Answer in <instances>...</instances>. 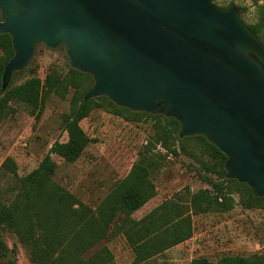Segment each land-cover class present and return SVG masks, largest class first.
<instances>
[{
  "label": "water",
  "instance_id": "water-1",
  "mask_svg": "<svg viewBox=\"0 0 264 264\" xmlns=\"http://www.w3.org/2000/svg\"><path fill=\"white\" fill-rule=\"evenodd\" d=\"M13 57L2 90L42 45L64 48L90 75L86 102L105 97L163 115L178 137L203 136L225 156L226 179L264 197V43L235 5L213 0H0Z\"/></svg>",
  "mask_w": 264,
  "mask_h": 264
},
{
  "label": "trees",
  "instance_id": "trees-1",
  "mask_svg": "<svg viewBox=\"0 0 264 264\" xmlns=\"http://www.w3.org/2000/svg\"><path fill=\"white\" fill-rule=\"evenodd\" d=\"M246 25L264 43V4L258 7L255 21ZM13 55L11 37L0 34V121L12 110L9 107L12 101L28 107L29 114L37 121L44 100L50 94L65 98L72 90V96L69 112L61 118L62 129L67 134L65 142H54L38 166L23 177H17L16 168L9 158L3 163L17 178L18 191L9 204L0 201V259L8 258L9 264H14L12 250L3 239V233L8 231L28 247L30 260L34 264H110L112 256L107 249L88 258L84 254L105 240L110 226L117 223L116 233L126 239L135 262L145 263L192 237L190 213H227L236 205L246 210L264 211V197H254L246 184L226 179L223 167L226 156L205 137L199 135L179 139V124L175 119L135 113L115 106L105 97L85 102L84 94L93 86L88 74L69 67L62 76L50 69L43 79L32 76L3 91V70ZM95 109L126 120L152 119L156 124V134L154 147H145L139 152V158L129 173L93 209L54 181L57 164L52 155L70 164L80 158L92 142L80 122ZM189 141H195L212 162L200 164L202 170L216 176L217 181L212 183L211 190L199 189L192 195L189 207L166 202L143 218L132 219L131 214L155 195L151 173L157 168L161 156L156 147L176 154L175 144ZM190 264H264V253L249 257H223L216 262L204 258L193 259Z\"/></svg>",
  "mask_w": 264,
  "mask_h": 264
},
{
  "label": "rangeland",
  "instance_id": "rangeland-1",
  "mask_svg": "<svg viewBox=\"0 0 264 264\" xmlns=\"http://www.w3.org/2000/svg\"><path fill=\"white\" fill-rule=\"evenodd\" d=\"M219 7L235 5L245 24L253 23L258 7L264 0H214ZM64 48H35L27 67L12 74L9 86H16L36 76L43 79L54 69L64 76L69 68ZM71 68V67H70ZM91 89V88H90ZM72 90L61 98L50 94L43 103L39 120L29 114L24 104L12 101L7 117L0 121V201L9 204L18 191L17 178L4 167L9 158L16 168L17 177L34 170L51 145L65 142L67 134L62 129L61 118L69 112ZM163 116V115H162ZM92 142L74 163H66L52 155L57 164L54 181L71 192L82 203L95 209L109 194L114 185L123 179L139 158L145 147H154L156 124L152 119L126 120L102 109H95L80 122ZM176 154L161 153L157 168L151 173L155 195L142 208L131 214L139 220L166 202L181 203L189 207L190 199L199 189L211 190L216 176L200 168L202 162L212 163L195 141L177 142ZM192 237L170 248L145 263H136L134 254L124 236L116 233L114 223L108 237L84 254L88 258L107 249L110 264H190L193 259L204 258L216 262L223 257H249L264 253V211L246 210L236 205L227 213H190ZM3 239L12 250L14 264H34L29 249L8 231ZM0 264H9L8 258Z\"/></svg>",
  "mask_w": 264,
  "mask_h": 264
}]
</instances>
